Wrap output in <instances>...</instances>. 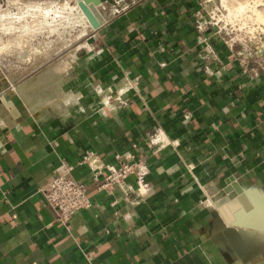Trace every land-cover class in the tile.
Segmentation results:
<instances>
[{"label": "crops", "instance_id": "1", "mask_svg": "<svg viewBox=\"0 0 264 264\" xmlns=\"http://www.w3.org/2000/svg\"><path fill=\"white\" fill-rule=\"evenodd\" d=\"M204 1L141 0L91 31L92 54L76 62L59 97L73 101L60 114L46 106L45 116H28L16 105L14 118L0 98L9 112L0 116V264H251L243 260L256 253L262 264L264 230L228 224L208 199L228 197L230 179L244 195L264 193V76L245 73L221 41L223 75L205 71L196 30ZM124 72L140 78V94L127 95L118 112L104 111L98 92L118 87ZM155 129L175 144L135 152L151 170L144 197L135 176L108 194L100 190L104 175L78 164L87 152L115 163L133 144L145 147ZM66 162L93 201L70 231L39 192ZM217 215L223 231L245 235L221 233Z\"/></svg>", "mask_w": 264, "mask_h": 264}, {"label": "built area", "instance_id": "2", "mask_svg": "<svg viewBox=\"0 0 264 264\" xmlns=\"http://www.w3.org/2000/svg\"><path fill=\"white\" fill-rule=\"evenodd\" d=\"M139 1L141 0H101L99 8L106 21H110L130 10ZM200 11L196 16V30L198 44L204 50L202 58L206 63L205 71L220 77L223 75L225 67L221 65L216 50L217 42L221 41L236 52L238 65L245 73L264 76V24L258 22L255 16L252 18L250 13L235 15L223 6L222 0H219V4L218 0H205ZM115 78L120 83L118 87L114 89L110 86L98 92L104 102L103 110L110 113L118 112L128 105L129 100L125 98L127 95L141 92L140 78L132 76L130 72H124ZM185 119L189 120L190 115H185ZM174 144L166 132L155 129L145 142V147L133 144L126 154L116 157L115 163L105 164L93 153L87 152L78 164L87 166L97 178L104 175L100 190L108 194H112L116 188H124L126 180L135 176L137 192L144 197L148 193L145 178L151 170L145 159L136 158L135 152L145 149L157 154ZM64 165V174L42 184L39 192L53 209L55 221L70 231L73 216L81 210L91 208L93 201L87 186L73 176L74 165L67 162ZM86 257L89 260L92 258L88 253Z\"/></svg>", "mask_w": 264, "mask_h": 264}, {"label": "rangeland", "instance_id": "3", "mask_svg": "<svg viewBox=\"0 0 264 264\" xmlns=\"http://www.w3.org/2000/svg\"><path fill=\"white\" fill-rule=\"evenodd\" d=\"M75 1L0 0V98L6 96L7 100L14 101L16 105L23 108L25 115L34 116L35 113L36 117L45 116L42 114H46L47 111L42 113L41 110L42 107L46 106H48L47 113L60 114L58 108L65 107L66 102V106L70 104L65 96L59 97L62 95L63 90L65 92L68 90L66 82L72 79L71 73L74 71L76 62L78 59L87 58L92 54L93 39L90 28L81 26V23L74 24L73 21L66 19L60 27L61 32L65 30L63 34H59L57 31L52 33L50 29L52 23H54V20L51 19L52 16H55L54 12L60 10L62 12L65 7L74 6ZM224 1V7L235 15L238 16L241 12H244L245 15L250 13L252 18L255 16L258 22L264 24L263 15L261 14L264 11V0H235L231 3ZM30 7H38L41 10L45 8L49 12L39 10L37 17V14L32 13ZM65 11L68 13L67 10ZM21 12H25L24 15ZM70 15H67L68 18H70ZM45 18H47L46 25L38 27L39 29L35 28L36 31L34 29L30 30L32 33L23 31L22 27L28 24L41 23ZM57 20L59 21V19ZM73 24L75 27H72ZM22 84L29 85L24 97L18 95L15 91ZM59 105H62V107H59ZM7 113H9L8 110L0 104L1 118ZM219 197H221L219 192L213 193L208 201L217 202ZM218 218L217 215V220ZM217 226H220L221 233L229 237L232 235V240L235 237L238 239L241 233L244 234L243 231H236L234 228L223 231V224L220 220H218ZM249 255L248 259L243 260L245 263L260 264V260L263 258L257 256V253L254 256ZM262 264H264V260H262Z\"/></svg>", "mask_w": 264, "mask_h": 264}, {"label": "bare ground", "instance_id": "4", "mask_svg": "<svg viewBox=\"0 0 264 264\" xmlns=\"http://www.w3.org/2000/svg\"><path fill=\"white\" fill-rule=\"evenodd\" d=\"M15 1H18V0H15ZM77 1L78 0L75 1L76 4L74 6L65 7L64 11H62V12H60L61 10L59 12H54L55 16H52L53 18H51L52 20H54L53 21L54 23H52V25L50 27V29L52 30V33L57 31L59 34H63L65 32V30L63 32H61L62 30H60L61 29L60 27L62 25V22L65 21L66 19H69V21H73L74 24L81 23V26H83V27L85 26V28L91 29L89 21H88L87 17L85 16V14L83 13V11L81 10V8L79 7ZM223 1L224 0H222V4H223ZM231 1H235V0H225L224 2L231 3ZM32 6H34V5H32ZM223 6H224V4H223ZM30 10L33 11L32 12L33 14H37V12L39 13V10H41V9L38 7L37 8L36 7H30ZM46 10L47 9L44 8L41 11L49 12ZM65 10H67V12L69 14H71L70 18H68L69 14L66 13ZM24 13L21 12L22 15H24ZM30 13H31V11H30ZM261 14L263 15V20H264V11ZM44 16H45V14L43 15V18H44ZM37 17H38V14H37ZM57 19H59V21ZM46 20H47V18H45L41 23H37L34 25L28 24L25 27H22L21 25L20 26L23 28V31L28 32V33H32V31H30L31 29L35 30V28L46 25V23H47ZM37 22H38V20H37ZM60 22H61V24H60ZM74 24L72 27H75ZM51 30H50V32H51ZM28 86H29L28 84H22V85L18 86L15 89V91L17 92L18 95H21L22 97H24L27 90H28ZM65 99L68 101V103L73 101V99L68 97V96H65ZM66 104H67V102L64 104L65 107H66ZM59 107H62V105H59ZM245 192H246L247 196L244 195V198L251 205L249 209L245 208L244 202H242L240 200V197L236 192L230 193L228 195V197L226 194H224L223 196L219 197V199L224 198L223 201L221 200V202H219V199H218L217 202H215V204L217 207L220 208L219 212H220L222 218L224 220L228 221V224H230L232 226H236L237 224L238 225L240 224L241 226H246V227H250V228H259L261 230H264V193H261L258 191L257 192L256 191H245ZM223 204H224V206L221 207V205H223ZM225 204H227V205H225ZM240 206H244L245 210H247L248 213L237 212L238 210H241ZM237 213H239V214H237ZM236 217L238 218V222H236V220H235ZM253 220L255 222H253ZM245 230H246V228H245Z\"/></svg>", "mask_w": 264, "mask_h": 264}, {"label": "water", "instance_id": "5", "mask_svg": "<svg viewBox=\"0 0 264 264\" xmlns=\"http://www.w3.org/2000/svg\"><path fill=\"white\" fill-rule=\"evenodd\" d=\"M77 3L88 19L91 31H98L106 25L107 21L99 8L101 0H78ZM5 97L2 96L5 107L11 108V116L18 118L20 114L17 110L16 104L14 101L7 100ZM228 183L229 186L226 188L225 192L229 194L235 191L239 195L240 200L244 202L245 208L249 209L251 205L244 198V189L237 184L234 179H230Z\"/></svg>", "mask_w": 264, "mask_h": 264}]
</instances>
